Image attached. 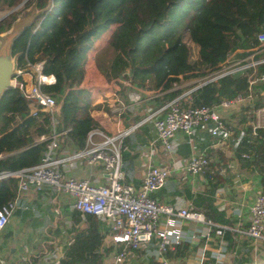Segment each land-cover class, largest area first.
<instances>
[{
	"label": "trees",
	"instance_id": "1",
	"mask_svg": "<svg viewBox=\"0 0 264 264\" xmlns=\"http://www.w3.org/2000/svg\"><path fill=\"white\" fill-rule=\"evenodd\" d=\"M23 1L0 0V12ZM31 6L38 10L36 19L23 26L14 43L13 58L23 73L34 77L28 63L43 62L42 75L55 77V83L43 85L42 90L61 104V126L68 130L67 143L77 150L86 146L88 133L98 128L91 116L97 107L91 105L90 94L81 83L89 53L106 34L112 49L110 77L142 90L160 92L155 99L157 108L201 83L190 93L193 107H217L239 95L248 97L255 90H264V83H249L250 76L264 72V64L210 83L203 80L221 70L231 55L234 62L241 61L243 65L251 62L250 57L255 61L264 59V43L257 38L264 33V0H48L46 7L41 0H28L21 10L0 20V39ZM189 43L196 47L195 60ZM16 81L22 82L21 76ZM193 81L191 86L180 87ZM120 86L126 93V86ZM22 94L13 87L0 99V172L37 166L45 149L40 139L49 133V117L41 106L27 101ZM263 107L264 98L256 97L246 109L250 120L252 112ZM215 128V124L210 125L209 132ZM219 135L223 136L221 132ZM232 135L233 157L219 151L213 160L209 158L205 172L207 195L192 203L194 209L202 210L218 225L229 223L225 213L216 209L213 198L218 186L229 182L217 174L228 161L235 158L246 169L257 171L264 186V128H258L255 135L252 127L234 129ZM122 151L121 146L123 160L126 156ZM16 193V179L1 180L0 209L9 205ZM70 216L73 237L59 264H103L104 258L116 249L104 244L108 232L104 223L91 214L82 217L78 211ZM225 238L229 246L234 244L231 233H226ZM190 249L182 245L173 250L178 256H186Z\"/></svg>",
	"mask_w": 264,
	"mask_h": 264
},
{
	"label": "built area",
	"instance_id": "2",
	"mask_svg": "<svg viewBox=\"0 0 264 264\" xmlns=\"http://www.w3.org/2000/svg\"><path fill=\"white\" fill-rule=\"evenodd\" d=\"M257 38L259 42L264 43V33ZM236 64V67L221 69L207 75L203 78L204 83L216 81L235 72H244L246 69L264 64V59L246 65L241 61ZM28 66L33 71V82L29 85L20 82L17 85L16 77L23 74V70L17 69L13 87H18L27 101L42 107L49 117V133L40 139L45 142V149L37 166L16 172H0V181L9 178L17 180L15 199L0 209V233L16 211L30 210L33 201L37 200L50 208V211L45 213L48 227H57L58 219L63 216L65 209L68 212L78 211L82 217L91 214L104 223L111 245L116 248L106 264H127L130 252L147 249L153 241L157 246L160 263L171 264L167 256L170 250L182 245L192 248L202 240L204 245L200 253L201 262L212 260L213 264H222L228 255V244L225 240L228 231L233 232L235 238L240 235L255 249L260 247L264 251V186L251 199V203H248L249 216H242L235 211L239 221L228 227L214 223L190 204L162 202L153 196L165 186L173 170L180 171L184 176L191 174L203 179L209 158L205 150L196 147L194 129L208 123L216 125L211 134L218 142L215 141L209 151L211 155H216L224 143L220 145L218 133L227 127L220 110L224 111L236 104H242L246 97L239 95L232 100L223 101L217 107H193L190 104V93L201 86V83L164 106L154 109L133 126L114 136L107 135L99 127L90 131L83 149L67 152L63 143L68 130L61 126V104L42 90L43 85L54 84L55 77L42 75L43 62L33 65L28 63ZM249 83L250 85L264 83V72L250 76ZM125 84L130 86L128 82ZM256 115L260 117L261 125L251 124L253 135L258 128H264V107L257 110ZM248 117L250 120L247 113ZM146 124L151 127L154 138L141 153L146 160L142 162V177L136 186L125 181L121 144L128 134ZM179 134L185 136V142L189 145L190 154L187 158L177 157L176 139ZM158 154L161 158L155 159ZM72 163L73 167L86 165L92 168L100 165L105 173V179L97 181L90 177L65 176V173L70 171L68 166L71 167ZM217 174L221 177L229 175L232 186L237 190H245L244 176L239 173L235 164H228ZM222 187L217 189L218 195H222L220 191L227 195L232 191L230 185L221 189ZM219 206L225 217L230 219L226 211L233 206L232 202L227 197L225 199L222 197ZM245 225L247 226L244 227ZM213 230H216L214 242L218 243L214 250L209 248ZM43 233L47 234L46 229ZM63 237L67 241L57 251H64L62 247H67L73 234L70 232ZM57 251L46 253L44 258L46 264L60 263L62 252ZM0 264H5L1 257Z\"/></svg>",
	"mask_w": 264,
	"mask_h": 264
},
{
	"label": "crops",
	"instance_id": "3",
	"mask_svg": "<svg viewBox=\"0 0 264 264\" xmlns=\"http://www.w3.org/2000/svg\"><path fill=\"white\" fill-rule=\"evenodd\" d=\"M105 36L106 35L95 43L94 49L88 55L81 87L90 94L91 105L97 107L91 111V116L98 123V127L108 135L110 132L117 134L119 131L125 130L128 126H133L136 122L143 119L147 114L156 109L157 104L155 103V99L161 94L156 90H142L136 87L135 89L134 86H128L124 83L127 81L121 80V82L118 79H112L109 75L108 69L104 73L100 70V64L104 54H101V51L104 50L105 44L108 48L107 51H110L112 54V49L109 47ZM94 58L96 62L94 61ZM249 61L256 62L253 60V57H250ZM91 66H93L92 69L90 68ZM255 67H253V69ZM31 72L33 71L31 70ZM20 76L22 82L27 85H29L28 82H30V84L33 82L31 73L25 72ZM120 83L126 86V93H124L119 86ZM193 83L194 81L186 84ZM186 84L180 87H185ZM257 84L258 83L255 85ZM134 90L143 94V99H136L133 101L132 98L136 95ZM131 94L133 95L131 96ZM256 95L264 98V90H255L254 93L246 97L242 104H236V106L224 111L220 110L227 127L225 130L220 131L223 136H218L220 139V145L224 142L223 146L219 145L218 152H223L224 156L228 158L233 157V150L230 148V144L233 141L231 138H233L232 134H234V129L240 130L248 127L251 128V124L254 123L261 125L260 117L256 115L257 110L252 113L254 115L253 120H249V117L247 118V113H249V111H246V109L253 104L254 99L258 97ZM106 107L110 109H106ZM147 108H150V110L147 111ZM107 112L114 116V122H110L106 119ZM136 117H139V119L133 120ZM243 121L245 122L243 123ZM210 125H203L194 129V140L196 147L205 150L208 158L213 160V157H216V155H211L209 151L213 143L215 141L218 142V139L209 132ZM153 138L154 136L152 135L151 127L146 124L128 134L123 140L121 144L123 149L122 153L126 157L122 160L124 164V168L123 165L122 168L125 171L127 183H132L136 186L139 185L142 177V162H145L146 160L142 157L141 153L146 149L149 141H152ZM67 140L66 137L63 143L65 151H77L75 147L67 143ZM176 142L178 144L177 157L180 159L189 157L190 148L185 142V136L182 134L177 135ZM154 158H161V155L158 154ZM227 163L235 164L236 169L244 176V181L246 183L244 191L237 190V188L231 184V177L229 175L224 176L223 178H226L227 180L229 179V182L227 183L224 181L225 184L220 185L223 186L221 189L230 185L232 191H230V194L228 195L220 191L223 195L222 196L218 195L216 190L213 197L214 205L220 212H224L219 206V203L222 202V197L224 199L227 197L232 202L233 206L226 211L227 215L230 216V219L225 217L229 223L221 225L228 227L234 226L237 221H239L237 217L238 214H236L235 211L241 213L242 216H249L248 207L251 203V199L263 188V185L261 183V176L257 171L246 169L235 158ZM73 166L74 163H72L71 167L68 166L70 171L66 172L65 176L74 175L77 178L90 177L92 179H97V181H103V179H105V173L100 165H96V167L92 168L86 165ZM254 178H256L257 181L253 183ZM220 186H218V188H220ZM206 191L207 186L205 174L203 175V179H200L191 174H186L184 176L180 171L173 170L165 186L153 196L162 202H179L177 203L178 205L184 203L190 204L193 207L192 203H194V200L199 196L207 195ZM49 211L50 208H47L39 203V201L34 200L30 210H18L15 212L9 224L0 233V257L5 264H46L44 260L46 253L54 250L57 251V249L61 248L63 243L67 241L63 235L71 232V212H68L65 209L63 216L58 219L57 227L51 228L47 226L48 222L46 219V214ZM199 211L202 210L199 209ZM246 226L247 225L244 227ZM104 227L107 229L105 224ZM45 229L47 231L46 235L43 233ZM226 233L232 234L234 244L232 246L228 245V255L222 264H264V251L260 247L255 249L249 241L240 235L235 238L233 232L228 231ZM215 236L216 230H213L209 243V248L213 250L218 246V243L214 242ZM104 244L111 245L108 232ZM203 245L204 240L192 248L190 247L191 249L186 256H178V254H175L174 252L176 250H171V254L170 256L168 255V258L170 259L171 264H213L212 260H207L203 263L201 262L200 253ZM111 246L115 248V246ZM62 248L64 250L66 247ZM57 252H62V259L64 251ZM114 252L115 251H111V253L104 258L103 264L110 261ZM127 264H161L155 241H153L147 249L130 252Z\"/></svg>",
	"mask_w": 264,
	"mask_h": 264
},
{
	"label": "rangeland",
	"instance_id": "4",
	"mask_svg": "<svg viewBox=\"0 0 264 264\" xmlns=\"http://www.w3.org/2000/svg\"><path fill=\"white\" fill-rule=\"evenodd\" d=\"M28 1V0H27ZM47 2H48V0H41V5H43V7H46V4H47ZM20 5V4H19ZM18 5V6H19ZM17 6V8L15 9V8H12V9H10V10H6V11H3V12H0V19L1 18H3L7 13H9V12H11L12 11V13H14L15 11H18V10H21L22 9V6H23V4L22 5H20L19 7ZM12 13H10V14H12ZM38 13V10L35 8V6H31V7H28L26 10H24L23 12H22V14H21V16L18 18V20L15 22V24L14 25H16V24H20V26L21 27H23V26H25V25H27V24H29L31 21L33 22L35 19H34V17H35V15ZM9 14V15H10ZM13 25V26H14ZM108 37H109V34H106V36H105V39H107L108 40ZM102 43H105V42H102ZM189 46H190V50H191V58H192V60H195L196 58H197V51H196V47L192 44V43H189ZM107 48V46H106V44L104 45V50L103 51H101V54L102 53H104L103 54V57H102V60H101V64H100V70L104 73L107 69H108V66H109V62H110V57H112V54L110 53V51H107L108 50V48ZM234 60V56L233 55H231L229 58H228V60H227V62H226V64L224 65V66H222V70L224 69V70H228V69H230V68H233V67H236L237 66V64H236V62H234L233 61ZM14 61H15V59H14ZM94 61L96 62V60H95V58H94ZM91 69L93 68V66H91L90 67ZM32 80V79H31ZM121 81V80H120ZM122 82V81H121ZM124 83H127V82H124ZM28 84H30V82H28ZM17 85H18V82H17ZM120 86V85H119ZM186 86H191V84H186ZM121 87V86H120ZM135 88V87H134ZM136 89V88H135ZM134 92H135V96L132 98L133 99V101L134 100H136V99H139V100H141V99H143V94H141V93H139V92H137L136 90H134ZM133 94H131V96H132ZM108 107H106V109H107ZM108 109H110V108H108ZM150 110V108H147V111H149ZM153 110V109H152ZM113 118H114V116L113 115H111L109 112H107L106 113V119L108 120V121H110V122H114L113 121ZM123 131V130H122ZM120 132V131H119ZM105 133V132H104ZM108 135H110V136H114V135H116V134H113L112 132H110ZM257 181V179L256 178H254L253 179V183L254 182H256Z\"/></svg>",
	"mask_w": 264,
	"mask_h": 264
},
{
	"label": "water",
	"instance_id": "5",
	"mask_svg": "<svg viewBox=\"0 0 264 264\" xmlns=\"http://www.w3.org/2000/svg\"><path fill=\"white\" fill-rule=\"evenodd\" d=\"M26 1L27 0H24L20 5L24 4ZM10 13H12V11L7 13L3 18ZM22 28L20 24H16L8 32L4 33L0 39V99L6 91L13 88V80L16 77L17 69L16 62L13 58V47L15 41L22 32ZM22 96H24V94H22Z\"/></svg>",
	"mask_w": 264,
	"mask_h": 264
},
{
	"label": "bare ground",
	"instance_id": "6",
	"mask_svg": "<svg viewBox=\"0 0 264 264\" xmlns=\"http://www.w3.org/2000/svg\"><path fill=\"white\" fill-rule=\"evenodd\" d=\"M47 81V80H46Z\"/></svg>",
	"mask_w": 264,
	"mask_h": 264
}]
</instances>
